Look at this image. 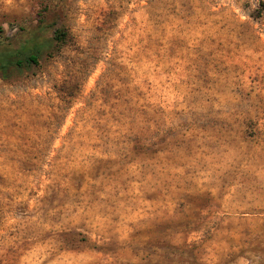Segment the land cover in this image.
<instances>
[{
    "label": "rangeland",
    "instance_id": "obj_1",
    "mask_svg": "<svg viewBox=\"0 0 264 264\" xmlns=\"http://www.w3.org/2000/svg\"><path fill=\"white\" fill-rule=\"evenodd\" d=\"M27 38L0 264H264V0H0V54Z\"/></svg>",
    "mask_w": 264,
    "mask_h": 264
},
{
    "label": "trees",
    "instance_id": "obj_2",
    "mask_svg": "<svg viewBox=\"0 0 264 264\" xmlns=\"http://www.w3.org/2000/svg\"><path fill=\"white\" fill-rule=\"evenodd\" d=\"M55 36H58V33H55ZM40 48V44H38L33 38H27L15 53L0 54V68L9 65L18 66L22 64V58H19V55L25 58L26 63H36Z\"/></svg>",
    "mask_w": 264,
    "mask_h": 264
}]
</instances>
